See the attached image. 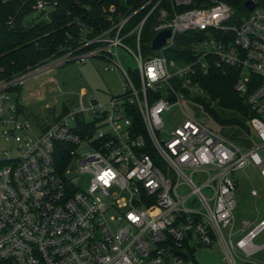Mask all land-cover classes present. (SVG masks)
I'll use <instances>...</instances> for the list:
<instances>
[{"label":"built area","instance_id":"obj_1","mask_svg":"<svg viewBox=\"0 0 264 264\" xmlns=\"http://www.w3.org/2000/svg\"><path fill=\"white\" fill-rule=\"evenodd\" d=\"M252 1L256 7L235 18L224 2L148 0L140 10L149 12L132 28L137 12L111 7L106 30L88 37L84 29L58 57L0 80V264H185L189 249L214 242L237 264L236 250L247 257L262 250L254 240L264 219L234 229L235 174L253 164L264 178V0ZM55 6L39 1L35 9L47 15ZM155 11V36H172L159 55L145 56L141 36ZM188 32H206L190 47L194 59L169 60L165 50ZM120 49L136 68L124 69ZM93 58L110 62L106 71L121 70L122 94L101 103L83 93L73 109L36 123L32 134L12 93L38 74ZM210 60L238 72L234 88L250 107L257 148L245 152L184 111V101L208 98L195 77L208 73ZM176 107L184 119L167 129L163 114Z\"/></svg>","mask_w":264,"mask_h":264},{"label":"trees","instance_id":"obj_2","mask_svg":"<svg viewBox=\"0 0 264 264\" xmlns=\"http://www.w3.org/2000/svg\"><path fill=\"white\" fill-rule=\"evenodd\" d=\"M39 1L56 6L48 12H39L37 21L26 25L27 18L38 11L35 9ZM148 0H0V80L25 72L30 68L41 66L50 59L58 57L64 47L76 46L88 29V37L95 36L106 30L109 25L111 7L116 13L130 15L137 12L131 19L129 28L138 24L149 12V8L140 10ZM249 0H194L192 7H209L215 2L228 4L235 12V18L249 14L245 3ZM158 24V11L147 20L141 45L145 56L159 55L150 44L155 36L154 27ZM206 37V32H188L176 37L173 48L165 50L169 60L192 61L194 56L190 47ZM134 43L131 38L128 41ZM207 74L198 72L195 81L207 94V99H197L223 127L239 126L250 134L247 123L236 119L222 121L218 113L212 109L217 105L220 109L235 111L248 120L251 112L244 98L235 90L238 72L231 68H218L212 64ZM21 89H18L19 93ZM21 110L25 108L21 106ZM189 257H193L195 249H189Z\"/></svg>","mask_w":264,"mask_h":264},{"label":"rangeland","instance_id":"obj_3","mask_svg":"<svg viewBox=\"0 0 264 264\" xmlns=\"http://www.w3.org/2000/svg\"><path fill=\"white\" fill-rule=\"evenodd\" d=\"M39 12L27 18L26 25L29 27L37 21ZM48 15L43 18L47 20ZM84 36V34L82 35ZM73 46V45H71ZM119 60L124 69L136 68L137 63L131 55L123 49L119 50ZM112 64L106 60L93 58L85 64L76 62L68 63L61 67L38 74L31 79L21 89L19 93H12L11 102L16 106L17 101L25 108V115L32 124L31 132L38 134L36 123L53 122L60 118L65 108L73 109L77 105L79 96L86 93L85 101L89 98H95L101 103H106L112 96L122 94L125 78L121 70L106 71V67ZM184 111L194 116L200 121L207 123L213 130L219 132L222 136L237 144L245 152L257 148L259 145L254 137L247 134L241 127H223L201 104H191L186 101L182 104ZM214 109L220 119H236L247 123V120L235 111L220 109L213 104ZM167 129L178 126L184 119L180 108H172L169 112L163 114ZM80 154L86 155V150H81ZM264 162V149L259 151ZM238 180L236 192L237 208L235 210L234 229L239 231L244 221H257L264 217V178L261 176L260 168L250 164L245 170L235 174ZM256 189L258 197H254L251 191ZM229 228L224 230V235L228 237ZM243 234H237L235 241ZM264 243V233L255 240V245ZM237 264H262L264 263V249L247 257L244 253L236 250L235 255ZM185 264H232L231 260L219 242H214L211 247H198L193 254L186 260Z\"/></svg>","mask_w":264,"mask_h":264},{"label":"water","instance_id":"obj_4","mask_svg":"<svg viewBox=\"0 0 264 264\" xmlns=\"http://www.w3.org/2000/svg\"><path fill=\"white\" fill-rule=\"evenodd\" d=\"M255 7L256 5L252 0H249L245 3V8L248 11L253 10ZM171 36H172L171 30L163 31L157 34L152 41V49L154 51H160L166 45L167 40L171 38Z\"/></svg>","mask_w":264,"mask_h":264},{"label":"crops","instance_id":"obj_5","mask_svg":"<svg viewBox=\"0 0 264 264\" xmlns=\"http://www.w3.org/2000/svg\"><path fill=\"white\" fill-rule=\"evenodd\" d=\"M250 135V134H249ZM238 181V180H237ZM253 190H256V189H253ZM252 190V191H253ZM251 191V192H252ZM257 191V190H256ZM257 193H258V191H257ZM259 195V194H258ZM258 195L257 196H254V197H258ZM253 196V195H252ZM264 219V217L263 218H259L257 221H244V222H249L250 224H252V225H257V224H259L262 220ZM256 246H259V247H262V249H264V243L263 244H261V245H256Z\"/></svg>","mask_w":264,"mask_h":264}]
</instances>
